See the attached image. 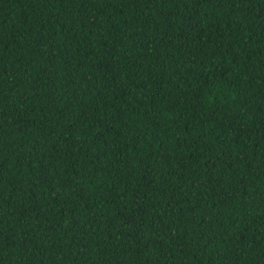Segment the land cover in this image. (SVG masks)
Returning a JSON list of instances; mask_svg holds the SVG:
<instances>
[{
	"label": "trees",
	"instance_id": "1",
	"mask_svg": "<svg viewBox=\"0 0 264 264\" xmlns=\"http://www.w3.org/2000/svg\"><path fill=\"white\" fill-rule=\"evenodd\" d=\"M0 264H264V0H0Z\"/></svg>",
	"mask_w": 264,
	"mask_h": 264
}]
</instances>
